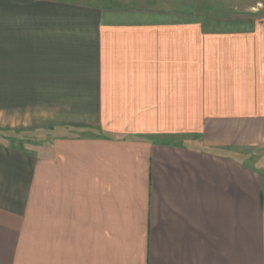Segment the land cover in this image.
Returning <instances> with one entry per match:
<instances>
[{"label":"crops","instance_id":"0c3cea01","mask_svg":"<svg viewBox=\"0 0 264 264\" xmlns=\"http://www.w3.org/2000/svg\"><path fill=\"white\" fill-rule=\"evenodd\" d=\"M171 2L0 0V264H264V18Z\"/></svg>","mask_w":264,"mask_h":264},{"label":"rangeland","instance_id":"374dc122","mask_svg":"<svg viewBox=\"0 0 264 264\" xmlns=\"http://www.w3.org/2000/svg\"><path fill=\"white\" fill-rule=\"evenodd\" d=\"M175 1L178 12L186 11L194 21L213 26L242 25L264 18V0H171ZM28 119V113H17ZM8 131V130H7ZM17 141L35 143L40 140L39 133L21 129L8 131ZM7 133V134H8Z\"/></svg>","mask_w":264,"mask_h":264}]
</instances>
